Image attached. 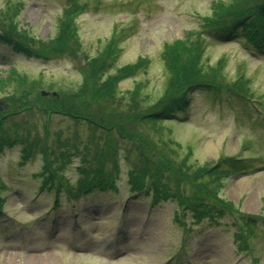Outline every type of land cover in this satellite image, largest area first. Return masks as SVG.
Instances as JSON below:
<instances>
[{"label":"rangeland","instance_id":"1","mask_svg":"<svg viewBox=\"0 0 264 264\" xmlns=\"http://www.w3.org/2000/svg\"><path fill=\"white\" fill-rule=\"evenodd\" d=\"M83 1L89 7L76 18L81 44L76 58L25 57L0 44V112H17L27 102L26 93L13 94L19 83L10 79L16 75L44 87L41 92L48 95H41L43 98L52 93L57 96L58 89L76 91L83 82L82 70L87 67V60L96 58L113 38L118 40L121 53L111 73L140 59L148 61L137 76L120 84L121 92L132 91L137 82H144L151 105L163 94L168 82L162 58L165 46L198 31L214 3L228 2ZM19 4L20 29L40 42L55 37L67 0H0V9ZM207 41L205 63L213 67L224 64L225 75L231 81L244 75L264 107V55L247 48L242 39L229 43ZM221 97L212 99L204 92L194 91L186 115L168 127L182 146L181 154L193 151L191 162L196 166L215 165L222 156L253 158L251 171L228 179L219 192L239 212L262 216L257 221L262 230L249 244L251 254L237 252L233 240L236 227L226 215L197 225L189 223L188 215L190 231L183 234L173 222L174 203L152 205L147 195L128 196L123 162L115 191L94 192L77 201L74 208L61 198L54 218L50 217L46 211L52 200L37 190L39 179L35 174L41 166L40 158L34 156L21 163L20 147L15 145L0 156V176L7 184L0 214V264H172L171 256L176 253L179 260L174 264H253L252 258L257 264H264V117L254 111L256 102ZM249 111L253 114L249 115ZM18 118L34 121L42 131L43 117L39 113L25 111ZM49 120L51 133H61L62 139L70 138L74 131L81 139L87 135L83 121L75 123L59 115H52ZM77 165L75 159L64 172L70 182L77 177ZM181 244L184 252L178 253Z\"/></svg>","mask_w":264,"mask_h":264},{"label":"trees","instance_id":"2","mask_svg":"<svg viewBox=\"0 0 264 264\" xmlns=\"http://www.w3.org/2000/svg\"><path fill=\"white\" fill-rule=\"evenodd\" d=\"M21 5L0 9V44L8 46L13 54L42 60L65 55L77 57L76 50H80L81 44L76 18L88 10L87 3L67 0L56 35L47 42L35 40L19 28L17 9ZM239 38L247 48L264 54V0L216 2L198 31L165 46L162 58L168 82L163 94L151 105V97L145 93L146 83L137 82L132 91L124 94L119 87L123 81L137 76L148 65L147 60L140 59L111 73L121 53L116 38L96 58L87 60V67L82 70L83 82L76 91L58 89L57 96L43 98L44 87L16 75L10 79L19 83L13 94L26 93L27 102L17 112L14 109L0 112V156L17 145L21 163L34 156L40 158L41 166L35 174L39 179L37 190L47 193L52 200L49 212L53 213L59 209L61 198L74 207L77 201L94 192L115 191L123 162L127 192L148 195L152 205L174 203L173 222L183 234L189 233V223L215 222L226 215L236 227L233 240L237 252L249 255L251 240L262 230L257 224L262 216L239 212L219 192L228 179L251 171L253 158L222 156L215 165L196 166L191 162L193 151L181 154L182 146L168 127L182 114L186 115L194 91L204 92L212 99L227 94L244 102L256 99L259 101L255 102H260L244 75L231 81L225 75L224 64L213 67L204 61L207 39L227 43ZM25 88L29 89L25 92ZM30 95L32 100H28ZM262 105L257 104L256 108L264 114ZM25 111L43 117L42 131L34 121L18 118ZM52 115L75 123L85 122L87 135L81 139L74 131L70 138L62 139L61 133L52 134L49 129ZM75 159L77 177L70 182L64 172ZM6 188L0 176V210ZM179 249L182 251V244ZM172 257L175 260L177 254ZM252 263L257 264V260L252 258Z\"/></svg>","mask_w":264,"mask_h":264},{"label":"water","instance_id":"3","mask_svg":"<svg viewBox=\"0 0 264 264\" xmlns=\"http://www.w3.org/2000/svg\"><path fill=\"white\" fill-rule=\"evenodd\" d=\"M41 95H42V96H46V95H48V94H47V93H44V92H42V93H41ZM53 96H54V94H53Z\"/></svg>","mask_w":264,"mask_h":264}]
</instances>
